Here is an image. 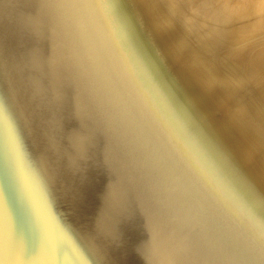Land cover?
<instances>
[{
    "label": "water",
    "instance_id": "95a60500",
    "mask_svg": "<svg viewBox=\"0 0 264 264\" xmlns=\"http://www.w3.org/2000/svg\"><path fill=\"white\" fill-rule=\"evenodd\" d=\"M264 25L220 0H0V264H264Z\"/></svg>",
    "mask_w": 264,
    "mask_h": 264
},
{
    "label": "bare ground",
    "instance_id": "6f19581e",
    "mask_svg": "<svg viewBox=\"0 0 264 264\" xmlns=\"http://www.w3.org/2000/svg\"><path fill=\"white\" fill-rule=\"evenodd\" d=\"M228 8H239L264 25V0H220Z\"/></svg>",
    "mask_w": 264,
    "mask_h": 264
},
{
    "label": "snow or ice",
    "instance_id": "6c2138e0",
    "mask_svg": "<svg viewBox=\"0 0 264 264\" xmlns=\"http://www.w3.org/2000/svg\"><path fill=\"white\" fill-rule=\"evenodd\" d=\"M261 260L264 261V237H262V247L260 250Z\"/></svg>",
    "mask_w": 264,
    "mask_h": 264
}]
</instances>
